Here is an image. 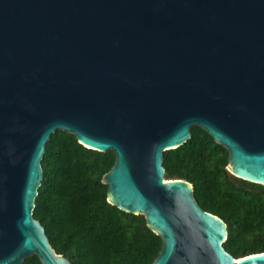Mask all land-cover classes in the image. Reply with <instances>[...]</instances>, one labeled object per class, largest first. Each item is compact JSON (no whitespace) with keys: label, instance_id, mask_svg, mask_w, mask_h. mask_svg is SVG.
<instances>
[{"label":"water","instance_id":"1","mask_svg":"<svg viewBox=\"0 0 264 264\" xmlns=\"http://www.w3.org/2000/svg\"><path fill=\"white\" fill-rule=\"evenodd\" d=\"M193 127L264 185V0H0V264H71L33 217L57 131L113 151L107 201L160 237L151 264H264L228 253L225 222L165 179Z\"/></svg>","mask_w":264,"mask_h":264},{"label":"trees","instance_id":"2","mask_svg":"<svg viewBox=\"0 0 264 264\" xmlns=\"http://www.w3.org/2000/svg\"><path fill=\"white\" fill-rule=\"evenodd\" d=\"M114 161L113 151L85 148L63 131L53 133L45 146L33 217L55 252L71 264H151L161 250L160 237L143 215L107 201L102 178ZM227 165L228 151L199 127L163 154L165 179L189 182L197 204L227 225L228 253L237 259L264 252V185L233 176ZM22 264L41 262L33 255Z\"/></svg>","mask_w":264,"mask_h":264}]
</instances>
